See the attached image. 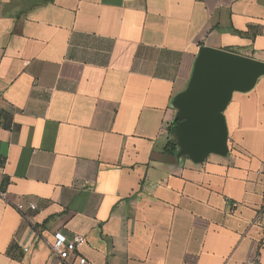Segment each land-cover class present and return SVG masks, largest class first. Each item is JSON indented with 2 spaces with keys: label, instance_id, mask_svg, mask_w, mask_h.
<instances>
[{
  "label": "crops",
  "instance_id": "0c3cea01",
  "mask_svg": "<svg viewBox=\"0 0 264 264\" xmlns=\"http://www.w3.org/2000/svg\"><path fill=\"white\" fill-rule=\"evenodd\" d=\"M201 47L264 63V0H0V264H264V77L228 157L165 151Z\"/></svg>",
  "mask_w": 264,
  "mask_h": 264
},
{
  "label": "water",
  "instance_id": "95a60500",
  "mask_svg": "<svg viewBox=\"0 0 264 264\" xmlns=\"http://www.w3.org/2000/svg\"><path fill=\"white\" fill-rule=\"evenodd\" d=\"M264 77V63L232 52L201 47L187 88L172 107L178 122L169 139L179 162L203 164L210 156L228 157L225 111L236 93L251 92Z\"/></svg>",
  "mask_w": 264,
  "mask_h": 264
},
{
  "label": "built area",
  "instance_id": "2783aa9c",
  "mask_svg": "<svg viewBox=\"0 0 264 264\" xmlns=\"http://www.w3.org/2000/svg\"><path fill=\"white\" fill-rule=\"evenodd\" d=\"M0 198L6 199L5 193L0 192ZM28 208L36 210L37 206L33 203H28ZM19 211L23 210L22 205H17ZM86 239L78 237L70 239L64 234L57 232L54 235V240L49 243L50 252L63 264H91L86 258L78 255L79 249L86 244ZM29 248H25V252H28ZM251 264H256L252 262Z\"/></svg>",
  "mask_w": 264,
  "mask_h": 264
},
{
  "label": "trees",
  "instance_id": "16d2710c",
  "mask_svg": "<svg viewBox=\"0 0 264 264\" xmlns=\"http://www.w3.org/2000/svg\"><path fill=\"white\" fill-rule=\"evenodd\" d=\"M177 123L178 122H173L171 124V126L169 127V136L173 135V132H174V129H175ZM165 151H166L167 154H171V155H173L176 152V145L170 139H169V142H168V145H167Z\"/></svg>",
  "mask_w": 264,
  "mask_h": 264
}]
</instances>
